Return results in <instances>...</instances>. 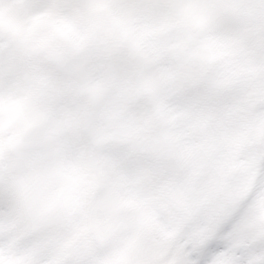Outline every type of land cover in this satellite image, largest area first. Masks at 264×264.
Wrapping results in <instances>:
<instances>
[{"label": "snow or ice", "instance_id": "snow-or-ice-1", "mask_svg": "<svg viewBox=\"0 0 264 264\" xmlns=\"http://www.w3.org/2000/svg\"><path fill=\"white\" fill-rule=\"evenodd\" d=\"M0 264H264V0H0Z\"/></svg>", "mask_w": 264, "mask_h": 264}]
</instances>
